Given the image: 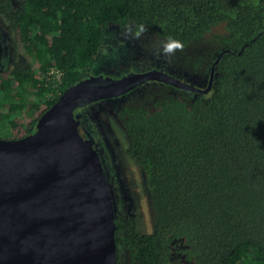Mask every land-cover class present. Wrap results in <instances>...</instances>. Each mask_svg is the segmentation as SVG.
<instances>
[{"label": "trees", "instance_id": "16d2710c", "mask_svg": "<svg viewBox=\"0 0 264 264\" xmlns=\"http://www.w3.org/2000/svg\"><path fill=\"white\" fill-rule=\"evenodd\" d=\"M0 18L24 58L0 68L10 139L32 134L59 94L89 77L109 32L129 24L146 26L139 40L151 52L180 40L182 52L158 60L195 86L207 85L219 52H237L215 65L208 93L156 81L114 98L154 217L150 233L134 217L116 221V264H264V0H0Z\"/></svg>", "mask_w": 264, "mask_h": 264}, {"label": "water", "instance_id": "95a60500", "mask_svg": "<svg viewBox=\"0 0 264 264\" xmlns=\"http://www.w3.org/2000/svg\"><path fill=\"white\" fill-rule=\"evenodd\" d=\"M243 48L238 53L240 54ZM166 71L152 69L119 79L96 75L63 90L23 138H0V264H116L112 187L98 152L79 132L75 110L157 81L208 93Z\"/></svg>", "mask_w": 264, "mask_h": 264}, {"label": "rangeland", "instance_id": "374dc122", "mask_svg": "<svg viewBox=\"0 0 264 264\" xmlns=\"http://www.w3.org/2000/svg\"><path fill=\"white\" fill-rule=\"evenodd\" d=\"M11 1L17 6L23 0ZM121 33L109 32L90 74L121 75L127 71L139 72L150 65L151 69L161 67L169 74L180 77V72L173 67L164 63L161 66L151 50L145 48L140 40H124ZM127 45L129 50L125 48ZM23 65L24 58L16 43L14 24L0 18V68L12 69ZM115 104L114 100L87 104L89 106L86 109L76 111V118L80 119V124L88 125L90 133L98 139V142L94 140L93 146L101 156L112 185L115 221L122 222L128 216L134 217L140 231L150 233L154 227V217L147 178L139 165L125 152V133L116 118L117 113L113 109ZM80 132H84L82 128ZM7 136L6 131L0 133V138Z\"/></svg>", "mask_w": 264, "mask_h": 264}, {"label": "clouds", "instance_id": "9594fccd", "mask_svg": "<svg viewBox=\"0 0 264 264\" xmlns=\"http://www.w3.org/2000/svg\"><path fill=\"white\" fill-rule=\"evenodd\" d=\"M146 32L147 28L143 24H129L123 29L121 35L124 40H139ZM183 50L184 44L180 40L169 36L153 46L152 55L157 59H168L174 56L178 51L182 52Z\"/></svg>", "mask_w": 264, "mask_h": 264}, {"label": "flooded vegetation", "instance_id": "af4514ba", "mask_svg": "<svg viewBox=\"0 0 264 264\" xmlns=\"http://www.w3.org/2000/svg\"><path fill=\"white\" fill-rule=\"evenodd\" d=\"M160 65H162V64H160ZM109 69H111V68H109ZM152 69H158V70H162V71H164L161 67H154V68H152ZM151 69V67H150V65L149 66H147V67H145L144 69H142L141 71L139 70V72L138 71H135V72H130V71H127L125 74H121V75H106V74H102V73H99V74H97V75H104V76H110V77H112L113 79H119V78H122V77H124L125 75H128V74H131V73H140V72H146V71H148V70H152ZM120 71H117V73H119ZM92 74H89V76H91ZM150 82H156V81H146V82H136V83H133L132 84V87L127 91V92H125V93H123V94H121V95H118V96H123V95H125V94H127L128 92H130V91H132V92H140V91H142V90H144V88L145 87H147L148 85H149V83ZM205 87V86H204ZM117 97V96H116ZM116 97H113V98H108V99H103L104 100V102L106 103V102H108L109 100H114V98H116ZM117 98H119V97H117ZM97 102V101H96ZM90 103H93V102H86V101H81L80 102V107L78 108V109H81V110H84V109H86V107H88L89 105H87V104H90ZM87 105V106H86ZM86 106V107H85ZM78 109H76L75 111H77ZM76 114V113H75ZM116 118H118V116H117V114H116ZM118 121H119V119H118ZM120 122V121H119ZM121 124V123H120ZM122 126V125H121ZM82 128V130L84 131L83 133H81L80 132V129ZM123 128V127H122ZM79 132H80V135L84 138V139H90V141H91V143H92V146L94 145V143H95V141H97L98 142V139H96V136L95 135H93V134H91L90 133V128H89V126L87 125H85V123L82 125V124H79ZM95 140V141H94ZM98 146V145H97ZM94 147V146H93ZM95 149V148H94ZM97 151V150H96ZM98 152V151H97ZM98 154H99V152H98ZM99 156H100V154H99ZM100 158H101V156H100ZM102 161V160H101ZM102 165H103V163H102ZM103 168H104V166H103ZM104 172H105V169H104ZM105 174H106V176H107V178L109 177L108 176V174H107V172H105ZM111 183V182H110ZM111 187H112V185H111ZM112 198H113V196H112ZM115 205V204H114Z\"/></svg>", "mask_w": 264, "mask_h": 264}]
</instances>
